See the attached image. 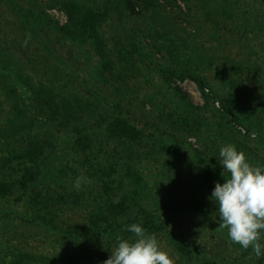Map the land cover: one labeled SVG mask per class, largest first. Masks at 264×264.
I'll use <instances>...</instances> for the list:
<instances>
[{
    "label": "rangeland",
    "instance_id": "obj_1",
    "mask_svg": "<svg viewBox=\"0 0 264 264\" xmlns=\"http://www.w3.org/2000/svg\"><path fill=\"white\" fill-rule=\"evenodd\" d=\"M216 1L207 5L209 17L202 0H131L129 7L123 0H18L28 18L30 7L50 21L40 28L19 15L22 29L13 32L0 20L2 45L13 37L25 42L48 72L71 79L68 88L82 103L69 117H52L50 105L26 85H37L38 75L0 55V132L7 131L0 134V183L15 192L0 198V264L23 254L24 264H103L118 246L114 236L135 239L127 230L133 223L149 226L175 264H264V255L230 240L209 199L215 183L230 175L221 147L234 145L251 165L264 166V0H225L222 14ZM73 5L81 9L78 18L89 8L101 12L96 39L79 22L80 38L65 36ZM113 119L130 125L137 139L109 138ZM30 125L18 141L8 138ZM86 138L97 171L78 146ZM33 139L40 155L29 162L19 155ZM91 188L92 204H109L107 214L77 207L72 194ZM29 198L56 201L59 213L40 214L54 223L21 215ZM98 226L106 230L100 236Z\"/></svg>",
    "mask_w": 264,
    "mask_h": 264
},
{
    "label": "trees",
    "instance_id": "obj_2",
    "mask_svg": "<svg viewBox=\"0 0 264 264\" xmlns=\"http://www.w3.org/2000/svg\"><path fill=\"white\" fill-rule=\"evenodd\" d=\"M123 1L126 3L127 7L130 6L131 0H123ZM202 1H203L202 7H204V11H205L204 14L207 13V15L209 16L211 7H207V5L209 4L210 0H202ZM73 7L75 8L74 15L70 13L66 25H64L65 27L61 28V30L65 33V36L66 35L69 36L67 38H70L72 40L80 38V35H81L80 29H78L76 32V28H79V25L77 24V22H79L80 24L83 23L84 25H88L90 27L87 32L86 37L87 38L92 37V39H96L97 31L95 30V26H97V23L94 22V20H95V17L101 14V12L95 11L89 8V11L83 14L82 18H78L75 15V13L78 14L81 11V9H79L77 5H73ZM22 10H23L22 6L18 3V0H1L0 20L7 19V21L11 24L9 26L11 27L13 26V32H15L16 29H22L18 23V21L20 22V20L22 21L21 23H24L25 20H29L30 18L31 23L34 26H38L40 28L43 27L44 20L47 19L50 21V19L48 18V15H46V17L43 18L42 13H38L34 11L33 9H30V7H28L27 9H24L26 10V12L29 11L28 12L29 18L25 14V11L22 12ZM214 10L216 13H219V14H222L223 12L227 11V1L217 0ZM19 15L21 17L20 20L18 19ZM16 16H17V19H15V22H14L12 19L13 17H16ZM216 16L217 15H213V17H216ZM216 23H218L217 20H216ZM0 31H1V28H0ZM5 45L6 44L2 45L0 41V55L3 53H6L11 56L10 58H13V59L16 58L17 60L22 61L23 63L28 65V68L30 70L34 71L38 75L39 80L37 82V85H33V84L30 85L27 82H26V85L31 90V92L37 97L39 101H42L43 103L47 102V104L50 105L52 110H49V111H51L50 113L52 114V117H54L55 115H62L63 117L65 116L69 117L68 115V113H70L69 110H73L74 105H76L75 107L82 106V103L80 102L77 93L74 91V94L72 95V88L74 86L73 87L71 86L72 88L70 89L68 88L69 83H71V79L67 80L66 76L65 75L62 76V73L60 72H52V73L48 72L46 64H45V59L44 57L39 55L38 52L35 53V51L29 48L25 42L22 43L21 40L19 39L15 40L14 37L10 39V42L9 44H7V46ZM102 47H105V46H102ZM170 53L172 54L173 52L170 51ZM219 69H220V72L222 70L224 71L223 68H219ZM121 77L122 76L118 74L116 76L117 79H120ZM176 91L182 94V91L179 87L176 88ZM67 103H69L70 106L67 107L66 106ZM52 117H51V120H53ZM30 127L31 125L18 127L17 130L14 131L12 135H9L8 138L13 137V140H15L14 142H16L18 141L17 139L31 133ZM6 133H7L6 130L3 132H0L1 136H5ZM15 135H17L18 138H16ZM106 135L109 138H113V139L117 138L118 140L125 142V143L135 141L137 139L136 131L130 125L125 123L123 120H117V119L115 120L113 119L110 122ZM85 140L88 141L85 147L83 146V143L78 144V146L81 147V150H80L81 152L86 153V151H88L86 153V160H93L92 162L94 163L93 168L96 169L95 171H97L98 167L96 165L98 163H96L94 157L91 156L92 154H94L93 146L91 144L92 140L91 139L89 140L88 138H86ZM22 141L25 142L24 139ZM26 143L29 145L27 150H23L24 146L22 143L19 144L18 149L21 148L24 151L23 153H21L23 156L19 155V157L22 159L24 158V156H27L28 158H30L29 162L35 161L37 157L40 155L39 149L41 147L37 145V142L35 139H33L32 141L27 140ZM167 151L169 153L171 152L172 155H178L176 154L178 153L176 149H168ZM178 157H180V154ZM205 177L206 176H204V178ZM85 178H86L85 181L89 180V178L87 177ZM4 182L5 181L2 180V182L0 183V198L9 199L10 195L14 194L15 192H14V189L10 187H6L3 184ZM72 197L75 200L77 207H85L88 205L95 209L98 208V212L101 215L107 214V210H104L103 206H110L109 204H105L101 206L99 209V206H95L94 204H92V201L96 199L97 197L95 194V191L92 188L87 189V191L84 190L81 193H73ZM107 199L110 200L109 196H107ZM32 200L31 198H29L28 201L22 202V205H24L26 209H25L24 214H21V215H23L25 218H28V219L30 218L31 221H34V222L37 220V221L46 222L49 224L54 223V220H52L53 218H51V220H48L46 218H42L40 214L43 213L44 211H45V214L50 213V215L53 214V211L55 213L57 212L59 213V211H61V208L58 207L57 202L53 200H50V201L46 200L42 202L33 203ZM19 213H22V211H20ZM28 213H31L30 216H28L29 215ZM94 223H98V222L96 221ZM142 227H144L145 229L149 228V226L147 225H142ZM150 228H153V226H151ZM105 231L106 230L104 227L102 228L101 226H98V229L95 230V233L98 232V236H100L99 234ZM116 237L117 236H114L112 240L117 241ZM178 248H182L181 251L185 255L188 256V253L190 251L189 248L185 247L184 245L178 246ZM28 260H29L28 255L23 254L20 257H18V259L13 261V264H24ZM48 262L49 264H55V261H48Z\"/></svg>",
    "mask_w": 264,
    "mask_h": 264
},
{
    "label": "clouds",
    "instance_id": "obj_3",
    "mask_svg": "<svg viewBox=\"0 0 264 264\" xmlns=\"http://www.w3.org/2000/svg\"><path fill=\"white\" fill-rule=\"evenodd\" d=\"M219 155L223 169L230 174L222 183H215L209 197L218 205L219 227L227 229L233 243L245 250L251 247L260 257L264 255V166L251 165L245 153L231 144L221 147ZM127 230L135 239L117 236L118 246L103 264H175L160 248L155 234L137 223Z\"/></svg>",
    "mask_w": 264,
    "mask_h": 264
}]
</instances>
